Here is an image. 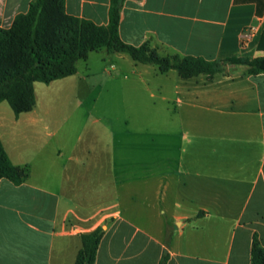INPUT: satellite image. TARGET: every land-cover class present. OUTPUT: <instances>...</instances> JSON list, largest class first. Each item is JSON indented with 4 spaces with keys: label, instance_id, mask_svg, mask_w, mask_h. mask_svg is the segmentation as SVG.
Returning a JSON list of instances; mask_svg holds the SVG:
<instances>
[{
    "label": "crops",
    "instance_id": "crops-1",
    "mask_svg": "<svg viewBox=\"0 0 264 264\" xmlns=\"http://www.w3.org/2000/svg\"><path fill=\"white\" fill-rule=\"evenodd\" d=\"M31 1L0 0V27L9 29ZM109 7L110 0H66L68 14L98 25L108 24ZM119 34L164 56H264V0H125ZM36 86L30 112L16 116L0 103L3 146L29 170L19 186L0 180V264H75L81 235L98 227L95 264H159L165 253L167 264H251L255 234L264 247V73H161L151 93L157 120L149 123L157 137L145 139L136 172L118 163L133 155L117 153L97 120L90 135L84 127L72 137L69 125L50 119ZM137 172L143 185L134 191L124 183ZM138 236L144 251L129 248Z\"/></svg>",
    "mask_w": 264,
    "mask_h": 264
},
{
    "label": "trees",
    "instance_id": "trees-1",
    "mask_svg": "<svg viewBox=\"0 0 264 264\" xmlns=\"http://www.w3.org/2000/svg\"><path fill=\"white\" fill-rule=\"evenodd\" d=\"M125 0H110L109 22L98 25L92 20L70 15L66 0H32L26 13L17 14L9 29L0 27V103L8 102L16 116L36 106L35 82H51L73 76L77 63L91 52L104 49L108 54L124 53L136 63L155 65L161 73L176 71L182 79L206 75H247L264 73V56L230 57L207 60L178 54L163 56L148 43L137 47L124 42L119 34L121 8ZM264 50V45H259ZM29 177V170L12 163L0 139V180L19 186ZM104 236L102 227L81 235L82 247L75 264H95ZM163 254L159 264H167ZM251 264H264V247L255 234Z\"/></svg>",
    "mask_w": 264,
    "mask_h": 264
},
{
    "label": "rangeland",
    "instance_id": "rangeland-1",
    "mask_svg": "<svg viewBox=\"0 0 264 264\" xmlns=\"http://www.w3.org/2000/svg\"><path fill=\"white\" fill-rule=\"evenodd\" d=\"M159 54L164 56V51ZM123 55L126 58L119 59L117 54H108L104 49L91 52L87 61L77 63L76 76L61 85L37 82L36 90L39 104L51 107L48 117L69 125L72 137L84 127L87 136L90 135L95 120L100 128L107 127L117 153L133 155L125 161L118 158V163L136 172L145 164V139L157 137L152 132L156 131V124L149 123L157 120L158 97L154 85L161 73L155 65L139 64L129 55ZM102 134L105 138L106 133ZM141 174L134 173L124 184L137 191L143 185ZM106 178L98 177V181L103 183ZM133 199L136 200L135 195ZM144 244L145 239L138 236L130 241L129 248L144 251ZM107 246L113 249V243Z\"/></svg>",
    "mask_w": 264,
    "mask_h": 264
},
{
    "label": "built area",
    "instance_id": "built-area-1",
    "mask_svg": "<svg viewBox=\"0 0 264 264\" xmlns=\"http://www.w3.org/2000/svg\"><path fill=\"white\" fill-rule=\"evenodd\" d=\"M255 31H256V28H255V27H251V28L249 29V32H248V33H245V34L243 35L244 40H245V39H248V38H251L252 35L255 33Z\"/></svg>",
    "mask_w": 264,
    "mask_h": 264
}]
</instances>
